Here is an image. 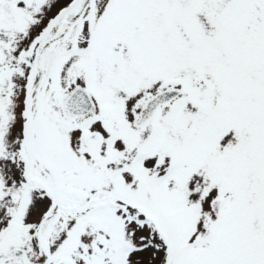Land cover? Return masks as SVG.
<instances>
[{"label": "snow or ice", "instance_id": "obj_1", "mask_svg": "<svg viewBox=\"0 0 264 264\" xmlns=\"http://www.w3.org/2000/svg\"><path fill=\"white\" fill-rule=\"evenodd\" d=\"M0 264H264V0H0Z\"/></svg>", "mask_w": 264, "mask_h": 264}]
</instances>
